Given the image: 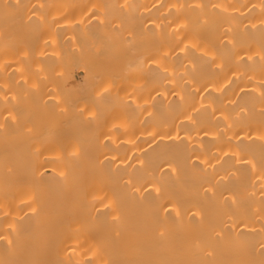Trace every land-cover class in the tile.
I'll use <instances>...</instances> for the list:
<instances>
[{
	"label": "bare ground",
	"instance_id": "bare-ground-1",
	"mask_svg": "<svg viewBox=\"0 0 264 264\" xmlns=\"http://www.w3.org/2000/svg\"><path fill=\"white\" fill-rule=\"evenodd\" d=\"M11 1L0 0L4 7L2 14L6 8L9 12L13 9V16L24 4L23 11L19 12L24 13L23 18L19 14L23 25L19 26L25 27L17 29L15 16L13 26L7 19H12L7 15L8 10L7 22L0 14V58L3 59L0 84L12 96L7 100V94L0 93V98L4 97L0 101V264H264V216L259 222L261 216L257 215L264 207V193L256 188L259 195L252 184L254 180L255 184H260L257 181L264 169V117L260 119L264 111V0H106V3L101 0L105 4L103 10L99 8L100 0H91L88 7L97 6L101 10L97 14L102 13L100 28L85 25V12L87 14L89 9L84 8L86 3L81 0H77L79 4L76 0H58V4L53 0L56 6L51 5L50 0L44 3L38 0L42 6L37 16L33 7V11L29 9L32 4L29 3L35 0ZM134 1H137L136 7L132 5ZM122 4L128 13L125 17L124 12L123 16L119 14ZM115 6L118 14L113 13ZM32 12L34 17H28ZM125 30L133 32L127 37ZM120 32H125L129 40L134 32L146 37L144 46L147 48H141H145L144 52L140 48L138 51L143 45H134L140 58L135 61L132 58L130 64L127 62L135 71L125 72L129 68L123 63L132 55L127 58L125 54L129 51H121L123 43L117 44L118 39L119 42L126 39L123 37L122 41ZM91 36L101 39H96L94 50L91 47L88 50H92L87 54L92 55L91 60L86 59L91 63L87 62L88 72L85 63H80L85 59L80 53L91 44ZM133 36L131 38L136 37ZM67 38L72 39L73 45L65 43V39L69 41ZM116 44L119 46L115 51ZM130 45L133 46V42ZM114 52L116 55L120 52V57L116 58ZM147 52H151L152 58ZM77 65L87 72L81 81L67 85V78L62 79L60 72L78 69ZM147 65L150 71L153 67V78ZM7 66L11 72L18 73L14 75L9 71L8 75ZM71 66L76 67L70 69ZM52 72L60 81H50ZM146 74L151 83L149 93L144 85L148 79ZM67 75L70 76L68 72ZM113 76L119 81L117 87L112 83L116 79ZM138 76H144L145 79L137 82L144 80L140 85L147 90L142 93V89L137 90L141 86L133 88L137 93L134 92L135 103L133 106L131 102V106L135 112L147 111L145 117L149 120L145 122L147 128L140 120L142 128L136 131L132 129L135 117L128 116L133 109L126 107L128 102L121 101L122 94L117 99L113 91L117 92L123 83L125 89H131L130 85L135 84L133 80ZM45 77L48 83L44 82ZM123 77L132 78L133 83L129 85L121 79ZM49 82L51 86L46 85ZM80 88L81 94L86 95L88 89L91 91L88 97L84 95V99L93 95L90 105V102L84 105ZM45 91L52 92L49 93L57 97L58 103L69 107L65 110L58 105L61 111L67 113L74 108L66 115L72 117V122L77 117L75 122L82 128L79 120L84 122L87 126L84 132L88 130L86 137L91 135L88 126L92 124L88 123L95 120V131L103 132L97 134V137L102 136L98 143H95L98 138L93 140L94 144L91 142L95 150L89 151L92 144L86 143L90 138L86 141L85 137L81 141L89 146L86 153L80 148L76 152L62 153L66 148L71 149L70 144L75 141L71 142V131L68 135L64 133L65 127L60 128L63 120L58 115L62 112L57 108L54 109L57 112L53 110L57 102L52 110L45 109L41 115L38 111L37 115L48 120V125L37 122V118H27L30 112L24 110L22 102L28 101L32 109L42 107L39 104L46 97ZM110 92L116 101L112 98L113 106L108 105V101L105 106L110 109L121 106L122 114H128L124 118L128 116L133 120L130 122H134L131 128L126 120L124 124L117 120L124 126L122 131H118L121 124L120 127L113 123L119 127L116 130L122 132L121 135L107 122L110 119L105 109V116H100L103 114L100 108L105 107L102 101ZM80 99L82 102L78 104ZM165 100L168 103L163 104ZM77 107L86 109L80 111ZM95 107L102 110L100 115ZM238 108L242 112L247 108L248 114L241 116L236 113ZM256 109L261 112L259 118L253 114ZM74 110H78L76 115ZM85 111L87 115L80 114ZM89 111L93 114L98 111V115ZM212 111L217 114L214 118ZM24 112L27 114L22 115ZM53 112L57 114L56 120L51 117ZM114 112L118 111L108 114ZM121 112L116 115L120 116ZM78 114L86 118L81 119ZM88 115L93 118L88 119ZM9 116L11 123L6 122ZM115 116L110 118L120 119ZM252 116L258 120L254 121ZM138 118L142 117L138 115ZM52 122L57 123L54 125L59 136ZM254 122L258 124L252 125ZM38 123L50 128L45 131L46 127ZM138 123L135 126L141 127ZM29 127H35L34 132L29 133L32 129ZM53 129L55 137L67 134L62 137L64 140L59 138L64 143L57 137L49 141L48 135L53 136ZM237 131L247 136V140L234 139L233 134L239 135ZM80 132L84 137V132ZM137 132L143 133L145 138L139 139ZM41 134L44 140L47 138L46 144L40 139ZM31 135L33 138L41 136L40 140L37 137L29 143ZM37 140H42L39 143L46 146L39 145ZM109 140L111 142L107 143ZM53 141L61 142L62 149L59 143L55 144L60 152L54 150L53 143H48ZM29 144L30 150L34 146V151L26 150ZM241 159L248 161L249 166L245 167ZM253 177L257 180L251 182ZM262 178L264 181V174ZM261 184L264 188V182Z\"/></svg>",
	"mask_w": 264,
	"mask_h": 264
},
{
	"label": "rangeland",
	"instance_id": "rangeland-1",
	"mask_svg": "<svg viewBox=\"0 0 264 264\" xmlns=\"http://www.w3.org/2000/svg\"><path fill=\"white\" fill-rule=\"evenodd\" d=\"M4 1L6 2V0H4ZM7 1H10V2L12 3L11 0H7ZM13 1H15V0H13ZM45 1H46V0H43V3H44ZM54 1H55V3L58 4V2H56V1H58V0H54ZM54 1H53V0L51 1V0H50L51 5H52V3H53ZM60 1H61V2H64L63 0H60ZM60 1H59V3H60ZM78 1H79V0H78ZM81 1H82L83 3H86V4H87V6H86V4H83V3H82V4L84 5V8L87 7V8L89 9L88 11L86 10V11H87V14H86V12H85V20L87 19V20L85 21V22H86L85 25H88V24H89V25L91 26V28L94 27V26L100 28V20H101L102 13H101V15H99V14H97V13H98V11H99L100 9L103 10L102 5H103V7L105 8V4H103L102 1H103L104 3H106V0H102V1L100 0V1H101V5H100L101 7H99L100 9H99L97 6H96L97 9H96V7H94V9L91 8V7H88V4H90V6H91V4H92L91 2H92L93 0H92V1H91V0H90V1L87 0V2H86V0H85V1L81 0ZM15 2H16V1H15ZM15 2H13V3H15ZM65 2H66V1H65ZM1 3L4 4V2H1ZM31 3H32V4H31ZM33 3H34V4H33ZM47 3H48V2H47ZM76 3H77V0H76ZM133 3L135 4L134 7H136V6H137V1L132 2V5H133ZM7 4H8V2H7ZM20 4H21V3H20ZM29 4H31V6L29 5V9H31V8L33 7V8H34V13L36 12V13H35V14H36L35 16H37V15L41 12V6H42V4H41L38 0L32 1V2H30ZM53 4H54V3H53ZM57 4H56V5H57ZM61 4H62V3H61ZM61 4H60V5H61ZM77 4H79V2H78ZM94 4H95V2L93 3V5H94ZM118 4H119V3H118ZM120 4H121V3H120ZM11 5H12V4H11ZM11 5H10V6H11ZM16 5H17V4H16ZM54 5H55V4H54ZM56 5H55V6H56ZM7 6H8V5H7ZM17 6H19V5H17ZM17 6H16V8H15V11L18 10V9H17V8H18ZM22 6H23V7H22ZM117 6H118V5H117ZM124 6H125V5H124ZM1 7H2L3 9H2ZM11 7H12V8L15 7V4H13V6H11ZM21 7L24 8V4H23V5L21 4V6H20V8H19L20 11L18 10V12H15L16 14H13V16H12V12H11V11H13V9L9 12L10 9L8 10V9L6 8V6H5V8H6V9H5V14H2V13L4 12V11H3V10H4V7H3L2 5H0V14H1V15H4L3 17H5L6 22H7V19H9L8 21L11 20L10 23H13L14 21H17V20H18V21L15 22V23H16V27H17V29H19V30H20L21 28L25 27V26H21V27L19 26V24H20V25L22 24V23L19 22V19H21V21H22V18L24 17V13H23V15L20 14V13H21V10H22ZM118 7H119V6H118ZM121 7H122V8H121ZM125 7H126V6H125ZM8 8H9V7H8ZM36 8H38V10H37ZM87 8H85V9H87ZM29 9H28V10H29ZM91 9H92V10H91ZM115 9H116V6H115V8H114L113 13H114V14H118V11H117V10H118L119 8L116 10V11H117L116 13H115ZM123 9H124V10H123ZM7 10H8V11H7ZM36 10H37V11H36ZM101 10H100V11H101ZM6 11H7L8 13H11V14H8V13H7V15H9V16L11 15V16H12V19L6 17V16H7V15H6ZM22 11H23V10H22ZM31 11H33V10L31 9ZM91 11L93 12V14L91 13ZM100 11H99V13H100ZM125 11H126V10H125V8L123 7V4H122V5L120 6V10H119V14H120V16H121L122 12H124L125 15L122 14V16L124 15L123 17H125V16H126V13H127V11H126V12H125ZM19 12H20V13H19ZM24 12H26V11L24 10ZM37 12H38V13H37ZM95 12H96V13H95ZM102 12H103V11H102ZM105 12H106V11H105ZM13 13H14V12H13ZM110 13H111V12H110ZM19 14L22 16V18H21V16H20ZM32 14H33V12H32L31 14H29L30 16L28 15V17H31ZM114 14H113V15H114ZM16 15H17V16H16ZM25 15H26V14H25ZM33 15H34V14H33ZM127 15H128V13H127ZM14 16H15V17H14ZM83 16H84V14H83ZM116 16H117V15H116ZM13 17H14L15 20L13 19ZM17 17H18V18H17ZM32 17H34V16H32ZM86 17H87V18H86ZM99 17H100V18H99ZM6 18H7V19H6ZM83 18H84V17H83ZM89 18H90V19H89ZM12 20H14V21H12ZM10 23H9V24H10ZM15 23H13V26H14ZM17 24H18V25H17ZM22 25H23V24H22ZM89 25H88V26H89ZM9 26H10V25H9ZM11 27H12V25H11ZM11 29H13V28H11ZM14 29H16V28H14ZM17 29H16V31H17ZM24 29H25V28H24ZM133 29H134V28H133ZM115 30H117V29H115ZM13 31H14V30H13ZM129 31H130V32H128V30H125V32H126V34H127V37H128V35H131L132 32H133V30H129ZM135 31H136V33H137V30H136V29H135ZM125 32H124L123 34H121V32H120V34H121V36H120L121 39H122L123 37H126ZM127 32H128V33H127ZM17 33H18V31H17ZM130 33H131V34H130ZM136 33L134 32V33H133L134 36H133V35H132V36L135 37L137 34H139V33H137V34H136ZM97 35H98V34H97ZM124 35H125V36H124ZM100 36H101V35H100ZM100 36H99V37H98V36H93V37L91 36L90 39H91L92 42L88 39V40L91 42V44H90V43H89L90 45L87 44V45L85 46L86 48L84 49V50H86V51L83 52V53L86 52L85 54H86L87 57L85 56V54L80 53L81 56L83 55L82 57L85 58V59H84L85 61H84V60H83V61H80V63H82V65H83V63H85L86 68H87V66L90 67L89 64H91V63H90V60H91V56H92L91 54H90V55H87L88 52H89L88 50H90L91 48L93 49V46L95 45V41H96V39H98V40L101 39ZM132 36H130L129 38L132 39L133 41L127 39V37H126V39L123 38V39H124V42H119L120 39H118V43H117V44H121V43H123V45H122V44L120 45V46H124V48L121 47V48H122L121 51H123L124 49H126V51H129L128 54H125V56H126L127 58L130 57V56L132 55V57H130V58H131V59H130L131 61L127 59V61L125 60L126 62H124L125 64L123 63V65H125V68H129V70L126 69L125 72H126V71H127V72H130V69L134 70L133 67H130L131 65L129 66L130 62H132V58L134 59V61L136 60V58H137V59L140 58V55H139V57H138V54H137L136 52H138V51L140 52V49H141L142 47H146V46H144V43L146 42V41H145V40H146V39H145L146 37H143V38H142V37L140 36V37L142 38V39H141V38L139 37V35H137L138 37L136 36L135 38H131ZM94 37H95V38H94ZM97 37H98V38H97ZM120 37H119V38H120ZM102 38H104V37L102 36ZM139 38H140V39H139ZM67 39H68V38H67ZM123 39H122V41H123ZM135 39H136V40H135ZM137 39H139V41H138ZM143 39H144V41H140V40H143ZM68 40H69V39H68ZM127 40L130 41L131 43H130V42L128 43ZM135 41H136L137 43H135ZM72 42H73V41H72L71 38H70V40H69L68 42H67L66 39H65V43L72 44ZM132 42H133V46L130 45V44H132ZM134 43H135V44H134ZM149 43L151 44L150 41H149ZM149 43H148V46H150ZM117 44H116V47H115V49H114L115 51L118 49L117 47L119 46V45H117ZM146 44H147V43H145V45H146ZM72 45H73V44H72ZM127 45L131 48V50H130L129 47H127ZM134 45H136V46H137V45H139V46L143 45V46H141V47H138V46H137L138 49L140 48V49L137 51V47L134 46ZM151 45H153V43H152ZM79 46H80V45H79ZM90 47H91V48H90ZM128 48H129V49H128ZM133 48H135V49H133ZM146 48H147V47H146ZM144 49H145V48H144ZM144 49H141L142 52H144ZM150 49H151V48H150ZM152 49H153V48H152ZM152 49H151V50H152ZM93 50H94V49H93ZM133 50H134V51L136 50V51L133 52ZM152 51H153V50H152ZM90 52H92V50H91ZM90 52H89V53H90ZM124 52H125V50H124ZM94 53H95V52L93 51V54H94ZM114 53H115V57H116V58H117V56L120 57L119 55H121L120 52L117 53V55H116V52H114ZM125 53H127V52H125ZM131 53H132V54H131ZM150 53H151V52H147V54L149 55V57L152 58V57L150 56ZM118 54H119V55H118ZM141 54H142V53H141ZM123 55H124V54H122V57H123ZM145 55H146V54H145ZM94 56H95V55H94ZM136 56H137V57H136ZM142 56H143V55H142ZM146 56H147V55H146ZM89 57H90V60L87 61L86 59H89ZM115 57H113V58H115ZM122 57H121V58H122ZM126 57H125V59H126ZM93 58H94V57H93ZM121 58H119V59H121ZM141 58H142V57H141ZM147 58H148V57H147ZM150 58H149L148 60L151 61V62L153 63V60L150 59ZM0 59H1L0 62H2L3 59H2V58H0ZM122 59H124V58H122ZM113 60H114V59H113ZM116 60H117V59H116ZM117 61H118V60H117ZM87 62H88L89 64H88ZM115 62H116V61H115ZM119 62H120V61H119ZM127 62H129V64H127ZM151 62L148 63V64H151ZM112 64H114V63H112ZM112 64H111V65H112ZM117 64H118V63H117ZM80 65H81V64H80ZM80 65H77V68H78V69L75 68L76 66H73V67L71 66V67H69L70 69H72V68H75V69H72V70H64V72H60V73H63V74H62V79L66 80V78H67V80H68V81H66V82H67V85H69L72 81L75 82V83H77V82H79V81L82 80V78H83L84 74L87 72V70H85V69H84L83 67H81ZM109 65H110V63H109ZM109 65H108V66H109ZM118 65H119V64H118ZM118 65H117V66H118ZM79 66L81 67L80 69H79ZM126 66H127V67H126ZM147 66H148V65H147ZM152 66H153V64H152ZM14 67H15V66H14ZM14 67H11V69L14 70V69H15ZM115 67H116V66H115ZM115 67H114L113 70H115ZM8 68L10 69V67L7 66V70H8V71H7V74H8L9 71H10V73H13L14 75L18 73V72H11V70H9ZM69 68H68V69H69ZM110 68H111V66H110ZM116 68H119V69H120V68H124V66H123V67H122V66H121V67H116ZM149 68H150V67L148 66V69H149ZM152 68H153V67H152ZM152 68H151V71H150V69H149V71H150V77H152V75H153ZM87 69H88V68H87ZM148 69H146L145 71H148ZM13 70H12V71H13ZM122 70H123V69H122ZM118 71H120V70H118ZM134 71H135V70H134ZM149 71H148V73H149ZM53 72H54V71H53ZM53 72H52L51 76L53 75ZM67 72L69 73L70 76L67 75ZM88 72H90L89 69H88ZM121 72H122V71H121ZM125 72H124V73H125ZM151 72H152V73H151ZM116 73H117V72H116ZM118 73H120V72H118ZM124 73H123V74H124ZM133 73H135V72H133ZM0 74H1V73H0ZM13 74H12V76H13ZM37 74L40 75V73H37ZM56 74H57V72L55 71V72H54V76H57ZM127 74H128V73H126V75H127ZM130 74H131V73H130ZM8 75H9V74H8ZM66 75H67V76H66ZM126 75H125L124 77H129V76H126ZM132 75H133V74H132ZM141 75H142V74H141ZM143 75H145V73H144ZM10 76H11V74H10ZM54 76L51 77V78H53L52 80H50V76H49V78H47V79L50 80L51 82H53V80H55V79H56L57 81H60V79H57V78H55ZM59 76H60V74H59ZM59 76H58V77H59ZM117 76H118V75H117ZM121 76H122V73H121ZM134 76H136V75H134ZM147 76H148V79H147V78L145 79L144 76H138V78H140V79L137 78V80H133V81H136L135 84L137 85V87H136V85L133 83V81H131L132 78H130L131 80H126V78H124V77L121 78L122 80L125 79V82L128 81L127 83H129V85H130L131 83H133V84L130 85L132 91H130L131 89H130V87L127 86V85H128L127 83H125V84H127L126 87H128V88L125 89V86L123 85L124 83L122 84V83L120 82L122 85H121V86L119 85L120 89L118 88V91H117L119 94H118L117 92L113 91V92L118 96V97H116V98L118 99V98H119V95L121 96V94H122L123 98H122V97H121L122 99L120 98L121 101H123L124 103L126 102V104H127V102H128V104H127L126 107L130 108V106H131V102H133L132 105L135 103V101H133V100H135V97L133 98V96H136L134 92L137 93V91H136L135 89H133V88H139V87L141 86L140 84L143 83V82H145V81L143 80V82H139V83H138V82H137L138 80L141 81V79H145L146 82H145L144 85H145V86L147 85L146 87L149 88L148 90H147V89H146V90H147L148 93L151 91V90H150V87L148 86V85L151 84V83H149V74H148V75L146 74L145 77H147ZM1 77H2V75H0V78H1ZM60 77H61V76H60ZM114 77H115V76H113V78H114ZM130 77H132V76L130 75ZM79 78H80V79H79ZM113 78H111V80H112ZM115 78H116V77H115ZM117 78H119V76H118ZM117 78H116L115 80H114V79L112 80V83H115V85H116V83H119V81L116 82V80H118ZM134 78L136 79V77H134ZM152 78H153V77H152ZM152 78H150V82H152V81H151ZM43 79H44V78H43ZM62 79H61V80H62ZM127 79H128V78H127ZM56 80H55V81H56ZM76 80H77V81H76ZM147 80H148V82H147ZM113 81H115V82H113ZM120 81H121V80H120ZM44 82H46V77H45V81H44ZM51 82H49L50 84H46V85H50V86H51ZM130 82H131V83H130ZM0 83H2V82L0 81ZM46 83H48V82H46ZM137 83H138V84H137ZM113 85H114V84H113ZM113 85H112V86H113ZM117 85H118V84H117ZM117 85H116V87H117ZM133 85H135V86H133ZM138 85H139V86H138ZM144 85H142V86H143V88L145 89V86H144ZM50 86H49V88H50ZM123 86H124V88H123ZM142 86H141L139 89H137V90H138V91L141 90V89H142ZM1 87H2V84H0V89L3 90L4 87H2V88H1ZM151 87H152V86H151ZM47 88H48V86H47ZM47 88L45 87L46 91H48ZM49 88H48V89H49ZM82 88H83V90H82L81 88H80V90H79V95L82 93V92L80 93L81 90L85 92V90H84V86H82ZM122 88H123V89H122ZM114 89H116V88H114ZM127 89H128L129 91H127ZM144 89H142L141 92H142V91L145 92L146 90L144 91ZM90 90H91V89H90ZM119 90H120V91H119ZM46 91H45L44 93H45V94L47 93V94H46L47 99H46V97L44 96L43 101L39 104V106H42V107H38L37 109H36V108H35V109H32V108L29 107V105H28L29 102H28V101H23L24 103L22 102V104H21L23 107H25L24 110H28V111L30 112V115H29V113H28V117H27V118H28V119H33V117H34V118H37V122L40 120V121L42 122V123L40 122L42 125H43L44 123H46L48 120H45L44 118H43V119H42V118L40 119L39 115H37V114H38V111L40 110L39 114L41 115L42 111L45 110V109L52 110V108H53L52 105L54 104V102H55V103L57 102V100H56L57 97H56L55 95L52 96V94H50V93H52V92L49 91V92H50V93H49V92H46ZM88 91H89V89L86 91V92H87L86 95H85V93H83V94L80 95V96H82V99H84V95H85L86 97H88L89 92H91V91H89V92H88ZM4 92H5V94H4ZM6 92H7L6 90H3V92H0V93H1V95H3V96H6V94H7V98H8L7 100L12 99V96L10 95L11 93L8 94L9 92H7V93H6ZM113 92H112V93H113ZM123 92H126V93H123ZM127 92H129L130 94H131L132 92H133V93H132V95H129V93H127ZM143 92H142V93H143ZM87 94H88V95H87ZM47 95H48V96H47ZM49 95H50V96H49ZM90 95H91V94H90ZM110 95L112 96L111 92L107 95V98H108V99H107L106 97H104V98H105V101H102V102L104 103V106H105V102H107V101H108V102H107L108 105L111 104V101H112V98L114 97V94H113L112 97H110L111 100H110V98L108 97V96H110ZM128 95H129V96H128ZM8 96H9V97H8ZM54 96H55V98H53ZM91 96H93V95H91ZM91 96H90L89 98H86V97H85V99H84V101H85V102H84V105H85V104L88 105V103L90 102V98H91ZM124 97L126 98L125 100H127V101L124 100ZM1 98H2V96H1ZM1 98H0V101H2ZM52 98H53V99H52ZM116 98H113V99H115V101H116ZM132 98H133V99H132ZM2 99H4V97H3ZM88 99H89V100H88ZM129 99H131L132 101H129ZM53 100H54V101H53ZM86 100H88V101H86ZM91 100H94V99L91 98ZM10 101H11V100H10ZM109 101H110V102H109ZM115 101H114V102H115ZM121 101H120V102H121ZM26 102H27V103H26ZM44 102H45V103H44ZM80 102H82L81 99H80V101H77L78 104H79ZM91 102H92V101H91ZM91 102L89 103V105L91 104ZM117 102L119 103V101H117ZM129 102H130V103H129ZM51 103H52V104H51ZM77 103H76V104H77ZM166 103H168V100L163 101V104H166ZM121 104H122V103H121ZM126 104H122V105L125 106ZM129 104H130V105H129ZM54 105H55V104H54ZM58 105L60 106V108L67 110V109L65 108V107H67V106L62 105V103H60V102H59V103L57 102V104L55 105V108H53V110L57 108L56 110L58 111V110L60 109ZM115 105H116V103H115ZM43 106H44V107H43ZM49 106H51V107H49ZM91 106H92V105H91ZM111 106H113V105L111 104ZM133 106H134V105H133ZM86 107H87V106H86ZM118 107H119V106L116 105V106H114L113 108L111 107L112 109H110L109 106L107 107V104H106L105 107L100 108V109H103V114H101V111H102V110H100L99 108L97 109L96 107H95L94 109H95V110H96V109H97V110H100V112L98 113V111H97V112L95 111V113L93 114L94 111H93V109H92L93 112H90V111H89V114L95 115L96 113H98L99 115L101 114L100 116L102 117V115L105 114L104 112H105V110H106V114L108 115V117H109V119L111 120V122H110L109 119H107V120H109V121H107V120H106V121L109 122V123H111L112 126H113V128H114V126H115V128H114V129H115V132L117 131L116 129H118L119 127L116 128V125L113 124V123H116V124L118 123L117 126L119 125V126L121 127V125L125 123V120H126V123L130 125V127H131V125L133 126V124H134V122H135L134 127H133V128L131 127V128H132V129L135 128L136 131L139 130V128H142L141 124H143L144 126H146V123H145V122H146L147 120H149V119H147V117H145V114L147 113V111L144 112V113H143L144 115H143L142 112H140V111H139V112H138V111L135 112V108L131 106L130 109H133V110H131L133 115L131 114V112H130L131 115H128L127 113H123V114H124V115H123L122 112H121L122 107H121V106H120V108H118ZM28 108H29V109H28ZM67 108H69V107H67ZM71 108H73V107H71ZM71 108H70V109H71ZM75 108H76V107H75ZM83 108H84V107H83ZM83 108H79V107H77V109L80 110V111L83 110ZM87 108L90 109V107H87ZM70 109H68V112H69ZM73 109H74V108H73ZM85 109H86V108H84V110H85ZM89 109H87V110H89ZM104 109H105V110H104ZM117 109H118V110H117ZM143 109H144V108H143ZM143 109H142V111L145 110V109H144V110H143ZM157 109H158V108H157ZM161 109H162V108H161ZM209 109H210V108H209ZM212 109H213V108H211V110H212ZM78 110H74V111H73V112H75V113H74L75 115L78 113ZM216 110H217V108H215L214 111H216ZM246 110H247V108H246ZM246 110L244 109V112H242L241 108H238V109H236V113L240 114L241 116H245V113H247ZM257 110L259 111V109H256L255 112H253V114H254V116H257V117L259 118L261 112L258 113ZM57 111L54 110V112H57ZM59 111H61V109H60ZM70 111H72V110H70ZM76 111H77V112H76ZM107 111H108V112H111V113H113V111H118L117 113L114 112L115 115H116V114L119 115V112H121V113H120V116H117V115L115 116L114 114H111L112 116H115V117H117V118L119 117L121 120H120V119H115V120H114V119H111L112 117L110 118L111 115H110V113L108 114ZM214 111H212V112H213V118H214V116L216 117V115H217V114H216V115L214 114ZM253 111H254V109H253ZM260 111H263V110H260ZM54 112L52 113L53 116H51L53 120H54V119L56 118V116H57V114L54 113ZM61 112H62V113H61ZM61 112H60V113H61L62 115H58V116H60L61 121L63 120V122L60 123V124H61L60 128L63 129V127H65L67 131L64 132V133H67V134L71 131V132H70V133H71V137H73V140H72L71 142L75 141V143L77 144L76 146H74L73 144H75V143L70 144V142H66L67 144H70V146H72V148H74V149H72V148L70 147V148L72 149V151H71V149H69V148H66L67 150H65V149H64L65 146L63 145V149H64L65 151L63 150L64 152H62V153H65V152H66V153H69V152H70V153H72V152H76L79 148H80V149H79L80 151L82 150V152L86 153L87 147H88V150H89V146H84V145L82 144V141H81V140L84 141V140L86 139V141H88L87 138H90L89 141L86 142V143H91V142H93V144H94V141H93L94 139H97V138H98L97 142H95V143H98V141H100L99 138H100V136L103 134V132H102V130L95 131L96 129L94 128V125H93V123H94L95 120H94V121H93V119H92V120H89V122H92V121H93L92 123H88V125H89V124H92V125L88 126V129L90 128L89 131H90V133H91L92 136L89 135V136H91V137H89V136L86 137L85 132H87L88 130L84 132V129H86L85 127H87V126L84 125V122L81 121V120H79L80 122L83 123L82 126H84V128H82L81 126H79L78 123L75 122V120H76L77 117H75V116L73 115L75 118L73 119V122H72V120H70V118H72V117L67 116V115H68V112L65 113V111H63V110H62ZM63 112H64V113H63ZM208 112H209V111H208ZM249 112H250V110H249ZM242 113H243L244 115H243ZM255 113H256V114L258 113V114L255 115ZM26 114H27V113L24 112V114H22V115H26ZM66 114H67V115H66ZM80 114L85 116V115H87L88 113H86V111H85L84 114H83V112H80ZM80 114H78V116H79ZM98 114H96V115H98ZM126 114H127L128 116H130V117H133V116H134L136 120H134V122H130V120H132L131 118L129 119L128 116H127V119L124 118V117L126 116ZM148 114H149V113H148ZM209 114H210V113H209ZM247 114H248V113H247ZM247 114H246V116H247ZM251 114H252V112H251ZM81 115H80V118L82 119V117H84V116H81ZM109 115H110V116H109ZM138 115H140V117H142V118H141V119L138 118ZM29 116L32 117V118H30ZM104 116H105V115H104ZM146 116H148V115H146ZM176 116H177V115H175V117H176ZM208 116H209V115H208ZM254 116H252L253 120H254ZM7 117H8V116H7ZM9 117H10V116H9ZM51 117L49 118L50 121H51ZM88 117H92V118H93V116H89V115L87 116V118H88ZM98 117H99V116H98ZM134 117H133V118H134ZM144 117H145V121L143 122ZM211 117H212V115H211ZM262 117H264V111L262 112V115H261V118H260V119H263ZM10 118H11V117H10ZM10 118H8V120H7L6 117H5L7 123L10 122V121L12 120V118H11V119H10ZM84 118H86V117H84ZM94 118H95V117H94ZM99 118H100V117H99ZM102 118H103V117H102ZM102 118H101V119H102ZM137 118H138V119H137ZM9 119H10V120H9ZM24 119H26V118H24ZM24 119H23V120H24ZM28 119H26L25 122L28 121ZM46 119H47V118H46ZM57 119H59V117H58ZM60 119H59V120H60ZM88 119H89V118H88ZM104 119H105V118H104ZM104 119H102V120H104ZM142 119H143V120H142ZM55 120H56V119H55ZM69 120H70V121H69ZM77 120H78V119H77ZM117 120H118L119 122L122 121V124L119 123ZM140 120L142 121L141 124L138 123ZM257 120H258V119H257ZM257 120H254V121H257ZM13 121H14V120H13ZM30 121H31L30 123H33L32 120H30ZM43 121H44V122H43ZM84 121H85V119H84ZM98 121H99V120H98ZM98 121H97V122H98ZM112 121H113V122H112ZM114 121H115V122H114ZM116 121H117V122H116ZM132 121H133V120H132ZM141 121H140V122H141ZM11 122H12V121H11ZM11 122H10V123H11ZM48 122H49V121H48ZM48 122H47V125H48ZM77 122H78V121H77ZM27 123H29V121H28ZM40 123H38L39 126H40ZM50 123H51V122H50ZM50 123H49V125H50ZM52 123H53L52 125H54V123H56V122H52ZM73 123H74V124L76 123V124H75V126H76L75 128L72 127ZM132 123H133V124H132ZM136 123H138L139 126H141V127H138V125L135 126ZM56 124H57V123H56ZM60 124H59V125H60ZM77 124H78V127H77ZM86 124H87V122H86ZM120 124H121V125H120ZM257 124H258V123H255V122H254L252 125L256 126ZM28 125H29V124H28ZM52 125H51V126H52ZM34 126H35V125H34ZM55 126H56V125H54V127H55ZM258 126H259V125H258ZM262 126H264V125H262ZM35 127H36V126H35ZM35 127H34V128H35ZM40 127H46V128H44V130L48 128V126H46V124H45L44 126H40ZM56 127H57V126H56ZM56 127H55V128H56ZM79 127L82 128L83 130L80 129ZM92 127H93V129L91 130ZM123 127H124V126L122 125L121 129L119 128L118 131H122V130H123ZM136 127H137V128H136ZM29 128L31 129L32 127H29ZM29 128H28V129H29ZM34 128H32L31 130H33ZM38 128H39V127H38ZM49 128H50V126H49ZM49 128H48V129H49ZM146 128H147V126H146ZM28 129H27V130H28ZM143 129H144V127H143ZM23 130H24V129H23ZM31 130H29L28 132H29V133L34 132V130H33V131H31ZM35 130H36V131H39V130H41V129H39V130L35 129ZM42 130H43V129H42ZM50 130H51V129H50ZM50 130H49V132H50ZM53 130H54V129H53ZM59 130H61V129H59ZM80 130H81L82 132H84V134H82V135H84V137H83V136L81 137V132H80ZM24 131H25V130H24ZM45 131H46V130H45ZM51 131H52V130H51ZM56 131H57V128H56ZM56 131L54 130V131L52 132V133H53V136H52V134H51V136L47 134V135H48V138L50 137L49 141L52 140L51 137H52V138L54 137V138H53L54 140H56V137H57L58 141L61 140V142H62V141L65 139V138H62V137H64L65 135L67 136V134H64V133H63L64 136H62V137L60 136V137H59V138H62L63 140H62V139L59 140L58 136H59V133H60V132L57 131L58 136L55 137L56 134L54 135V133H56ZM63 131H64V130H63ZM63 131H62V132H63ZM68 131H69V132H68ZM111 131H112V130H111ZM118 131H117L116 133H119ZM43 132H44V131H43ZM47 132H48V131H47ZM98 132L101 133V135H100L99 137H97V136H98V135H97ZM112 132H113V131H112ZM25 133H26V132H25ZM25 133H23V134H24V137H26V136H25ZM38 133H39V132H38ZM50 133H51V132H50ZM90 133H87V134H90ZM100 133H99V134H100ZM116 133L114 134V132H113V134H114L115 136H116ZM121 133H122V132H121ZM121 133H119V134L121 135ZM138 133H139V132H137V135H136V133H135V135H136L138 138H139V137H140V138L142 137L141 140L143 139V136H144V138H145V135H144L143 133L140 134V135H142V136H140ZM240 133H241V132H240ZM27 134H28V133H27ZM73 134H74V135H73ZM93 134H94V136H96V137H94ZM95 134H96V135H95ZM119 134H118V136H119ZM145 134H146V136H147V133H145ZM237 134H239L238 131H237ZM37 135H38V134H37ZM37 135H36V138H33V137H32L33 135L29 136V137H31L32 139L29 140L28 142H29V143H30V141L32 142L33 139L36 140L37 137H38ZM41 135H42V137H43V134H41ZM44 135H45V134H44ZM47 135H46V136H47ZM60 135H61V134H60ZM68 135H70V134H68ZM110 135L112 136V134H110ZM110 135H109V136H110ZM230 135H231V134H230ZM252 135H253V134H251L250 136L252 137ZM234 136H235L234 139L247 140V136H245L243 133H242V134H239L238 137H236V135L233 134L232 137H234ZM34 137H35V134H34ZM39 137H41V136H39ZM39 137H38V139H39ZM42 137H41L40 139H43V140H44V137H45V136H44L43 138H42ZM85 137H86V138H85ZM92 137H94V138H92ZM101 137H102V136H101ZM69 138H70V137H69ZM69 138L66 137V139H68V140H69ZM81 138H85V139H81ZM140 138H139V139H140ZM252 138L255 139V140H257V139L254 138V137H252ZM40 139H39V140H40ZM46 139H47V138H45V140H46ZM70 139H72V138H70ZM91 139H92V140H91ZM35 140H34V141H35ZM39 140H37L38 143H39V142L41 143L42 140H41V141H39ZM45 140H44V142H45V144H46V141H45ZM141 140H139V141H141ZM146 140H147V141H146ZM258 140H259V139H258ZM58 141H57V142L53 141V142H48V143H49V144H50V143H51V144L53 143V145H55V144L57 145V144L59 143ZM95 141H96V140H95ZM143 141H144V140H143ZM145 141L148 142V138L145 139ZM54 142H55V143H54ZM61 142H60V143H61ZM64 142H65V141H63V143H64ZM102 142H104V140H102ZM108 142H111V140L107 141V143H108ZM118 142H119V141H118ZM141 142H142V141H141ZM146 142H145V143H146ZM35 143H36V142H35ZM38 143H36V144H38ZM40 143H39V145H41ZM60 143H59V145H60ZM83 143L86 144L85 142H83ZM142 143H143V142H142ZM27 144H28V143H27ZM31 144H32V143H31ZM31 144H29V146H27V148H26L27 151H28V148H29V151H34V146H33V150H30V147H31V149H32ZM43 144H44V143H43ZM91 144H92V143H91ZM91 144H90V146H91ZM93 144H92V146H91V148H90L91 150H89V151H91V152H92V150H95V149L93 148V146H94ZM105 144H106V143H105ZM118 144H119V143H118ZM32 145H33V144H32ZM34 145H35V144H34ZM56 145H55V146H52V145H51V146L56 148ZM88 145H89V144H88ZM41 146H43V145H41ZM45 146H46V145H45ZM45 146H43V147H45ZM47 146H48V144H47ZM66 146H67V145H66ZM68 146H69V145H68ZM43 147H42V148H43ZM48 147H49V146H48ZM60 147H61V145H60ZM60 147L57 146L58 149L56 148V149H54V150H55V151L57 150V152H58V150H59V152H60V151H61V150H60ZM36 148H37V147H36ZM40 148H41V147H40ZM77 148H78V149H77ZM44 149H45V148H44ZM61 149H62V147H61ZM84 149H85V150H84ZM35 150H36V149H35ZM52 151H53V149H52ZM87 152H88V151H87ZM214 157H216V154H214ZM234 159H235V158H234ZM244 159H245V160H248L246 157H245ZM241 160L243 161V159H241ZM245 160L243 161L242 164H243V165L245 164V165H244L245 167H246V165L249 166V162H248V161H245ZM244 162H245V163H244ZM243 165H242L241 167H243ZM250 167H251V166H250ZM261 171H262V172H261L259 175H261V176L263 177L264 169H262ZM262 177L257 181V182H259L260 184H255V183H256L255 180H254V183L252 182L253 179H256V180H257L256 177H253L252 180H251V182H252V184H253V189H256V188H257V189L260 191L261 194L264 193V188H263V186H262V184H261V183L264 182ZM260 185H261V186H260ZM255 186H257V187H255ZM257 189H256V191H258ZM261 189H262V190H261ZM259 191H258V194L260 195ZM225 193H226L225 195H228V196L230 195L229 192H225ZM260 197H261V196H260ZM263 197H264V196H263ZM263 197H261V198H263ZM263 199H264V198H263ZM261 211H262V213H261ZM261 211L257 213V215H259V216L262 217V218L260 217L259 222H262V221H263V220H261V219H263V216H264V214H263V213H264V207L261 208ZM262 215H263V216H262ZM259 224H260V223H259Z\"/></svg>",
	"mask_w": 264,
	"mask_h": 264
}]
</instances>
